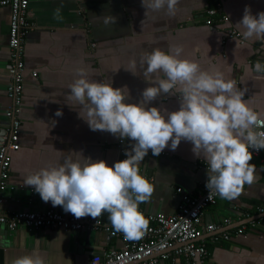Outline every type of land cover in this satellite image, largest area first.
Here are the masks:
<instances>
[{"label":"crops","instance_id":"obj_1","mask_svg":"<svg viewBox=\"0 0 264 264\" xmlns=\"http://www.w3.org/2000/svg\"><path fill=\"white\" fill-rule=\"evenodd\" d=\"M214 5L215 0H179L175 16H170L166 8L148 10L146 14L142 0H31V20L36 28L25 42L21 148L12 154L9 187L4 192L6 205L27 211L54 208L70 216L62 206L44 202L33 186L23 183L24 178L47 165L62 164L69 155L74 159L84 156L93 161L105 160L109 165L127 158L120 151L124 139L107 131L91 130L81 117L86 115L85 110L67 99L69 86L78 78V68H85L90 78L98 82L117 88L127 86L126 102L139 103L150 82L139 65L135 75L127 68L133 61L138 62L145 51L182 46V58L198 62L204 70L215 69L230 76L251 107L264 113V79H256L252 71L257 61L264 63V40H245L228 34L235 29L242 35L237 23L245 8L258 15L264 11V0H226L223 12L229 21L208 25L207 9ZM57 8L61 19L54 18ZM105 16L115 17L116 22L105 25ZM10 21L11 9H0L1 131L8 127L7 113L12 105L7 94ZM180 100V94L161 93L146 107L156 106L171 113L179 110ZM58 109L62 116L55 115ZM192 148L190 141L182 140L175 150L169 143L159 156L149 150L139 169L143 176L152 179L155 191L148 202L140 204L142 212L173 214L180 202L177 187L196 190L208 179L207 163ZM253 165L255 180L245 184L238 198L220 197L216 205L206 210L198 241L207 244L209 255L204 260L199 258L198 264H264V214L259 211L264 206V156ZM84 218L110 221L107 212L96 219ZM211 224L218 225V229L210 232L207 227ZM240 228H244L242 234ZM126 242L115 238L107 243L102 230L28 231L21 227L10 231L0 225V264H12L26 254H39L46 258V264H88L94 254L122 248ZM159 264L188 263L182 257L171 256Z\"/></svg>","mask_w":264,"mask_h":264},{"label":"clouds","instance_id":"obj_2","mask_svg":"<svg viewBox=\"0 0 264 264\" xmlns=\"http://www.w3.org/2000/svg\"><path fill=\"white\" fill-rule=\"evenodd\" d=\"M178 3L142 0L146 14L148 10L166 8L170 16H175ZM54 18L61 19L60 8L55 10ZM115 22L113 16L103 17L105 25ZM237 26L242 28L245 40H264V11L253 15L246 7ZM182 52V46L167 50L157 47L132 62L127 70L138 74L139 65L151 85L143 90L139 103L126 102L127 86L117 88L98 82L85 68H78V78L69 86L67 99L85 110L86 115H80L91 130L107 131L134 144L127 158L114 165L69 155L62 164H50L26 176L23 183L33 186L44 202L62 206L77 219H96L107 212L115 232L123 233L127 240H138L149 224L139 206L148 202L155 191L140 173L139 165L150 149L159 156L169 143L175 150L186 140L208 165L209 198L213 192L226 200L238 198L245 184L255 180L252 150L264 149V113L251 107L230 76L202 69L198 62L182 58ZM252 71L256 79H264V63L257 61ZM161 93L180 94L179 110L167 113L156 106L146 107ZM62 114L59 109L55 113ZM12 264H46V258L26 254Z\"/></svg>","mask_w":264,"mask_h":264},{"label":"built area","instance_id":"obj_3","mask_svg":"<svg viewBox=\"0 0 264 264\" xmlns=\"http://www.w3.org/2000/svg\"><path fill=\"white\" fill-rule=\"evenodd\" d=\"M226 0H215V5L207 9L206 23L214 25L218 22H228L229 16L224 14L223 6ZM31 0H0V9H11L9 31L10 63L8 68L9 83L7 94L12 105L7 113L8 127L5 134H0V225L10 231L25 228L36 231L40 228L64 229L71 231L102 230L106 233L107 243L115 238H124L121 232H115L111 222L103 220H89L66 215L58 209L47 210H14L6 205L4 192L9 187L12 154L21 148L20 135L22 127V109L25 92V42L30 32L35 30L36 24L31 20ZM230 37L243 39L240 32L232 29ZM36 77L38 74L34 72ZM1 131V130H0ZM134 142L125 138L120 144V151L127 157V151ZM251 163L264 156V149H253ZM145 176V175H144ZM149 180L150 177L145 176ZM208 180V179H207ZM207 180L203 181L196 190H185L177 187L180 196L177 211L170 215L162 213H144L148 220V228L138 240H127L122 248H111L94 254L88 264H159L171 256L182 257L188 264H198V259L204 260L209 255L207 244L198 241L201 236L200 225L206 210L218 203L220 196L213 192L209 198ZM264 214V206L260 208ZM250 217V213H246ZM253 225L256 222H252ZM218 225L207 227L210 232L218 229ZM244 228L239 229L243 233ZM228 238V235H225ZM215 237L214 240H217Z\"/></svg>","mask_w":264,"mask_h":264},{"label":"water","instance_id":"obj_4","mask_svg":"<svg viewBox=\"0 0 264 264\" xmlns=\"http://www.w3.org/2000/svg\"><path fill=\"white\" fill-rule=\"evenodd\" d=\"M262 43H263V46H264V41ZM5 133H6V130L0 131V134H5Z\"/></svg>","mask_w":264,"mask_h":264}]
</instances>
